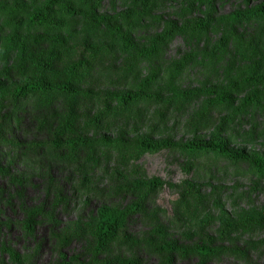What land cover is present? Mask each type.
Returning <instances> with one entry per match:
<instances>
[{
    "label": "rangeland",
    "instance_id": "obj_1",
    "mask_svg": "<svg viewBox=\"0 0 264 264\" xmlns=\"http://www.w3.org/2000/svg\"><path fill=\"white\" fill-rule=\"evenodd\" d=\"M262 6L264 0H0V85L12 93L29 82L14 52L25 44L39 59L57 56L58 72L84 63L83 89L141 93L142 102L124 106L126 118L100 135L122 139L126 151L115 161L127 159L129 182L163 183L145 195L142 212L128 214L112 244L97 248L88 226L103 182L68 206L61 202L73 193L68 171L55 166L49 182L39 172L18 182L8 171L18 173L19 165L0 159V264H264V178L248 162L187 155L179 146L135 148L140 139L182 145L213 138L264 158V80L253 81L264 72ZM121 37L147 56L120 53ZM219 95L232 99L220 106ZM115 169L96 170V180L116 184ZM109 196L120 209L136 198ZM201 246L215 253L201 257Z\"/></svg>",
    "mask_w": 264,
    "mask_h": 264
},
{
    "label": "trees",
    "instance_id": "obj_2",
    "mask_svg": "<svg viewBox=\"0 0 264 264\" xmlns=\"http://www.w3.org/2000/svg\"><path fill=\"white\" fill-rule=\"evenodd\" d=\"M261 9L264 10V6ZM245 16L247 17V14ZM33 18L35 22L41 24L45 16L37 15ZM231 18L234 20L236 16ZM101 20L105 22L107 18ZM91 49H94V46H91ZM130 49L136 51L141 58L147 56L144 51L131 46L125 38H119L118 51L128 54ZM27 50V46L21 44L14 52L19 55L22 64L19 68L29 77V82L12 93L0 85V102L4 99L7 101V97L10 96L9 105L2 106L0 103V159L5 158L9 164L16 162L19 165L18 173L8 171L10 177L18 182L20 180L27 182L31 175L38 172L47 175L49 182L48 172L55 166L68 171L67 182L73 193L68 201L65 195H62L61 200L67 205H70L75 197L81 199L93 195L96 192L94 187L103 182L104 191L98 195L101 204L96 208L88 227L89 231H93L92 238L97 248L112 244L124 227L128 214L142 212L145 195L163 185L157 178L135 179L129 182L123 171L127 159L123 157L119 162L115 161L116 155L126 151L122 139L100 135L126 118L128 113L124 106L142 102L145 97L141 93H103L83 89L80 82L87 76L84 63L73 64L58 72L53 61L57 56L54 59H51V55L39 59ZM259 80H264V72L253 81ZM225 97L218 96L217 103L220 106H224L232 99V95ZM24 119L27 121L26 125ZM176 146L187 155L206 153L208 156L215 155L232 163L246 161L253 167L258 177L264 178V158L254 153L246 155L239 150H229L223 140L194 139L176 145L168 141L140 139L136 142L135 148L142 153H154ZM111 165L116 167L114 173L116 179L118 178L116 184L112 185L104 181V178L97 181L96 170L102 167L108 170ZM4 172L5 168L0 165V173ZM48 185L49 189L56 190L54 187L57 184L53 181ZM111 193L134 195L136 198L126 208L120 209L111 203L112 199L109 196ZM222 222L226 230L230 229L231 225L228 222L225 220ZM196 253L202 257L215 252L210 251L207 246H201L197 248Z\"/></svg>",
    "mask_w": 264,
    "mask_h": 264
}]
</instances>
